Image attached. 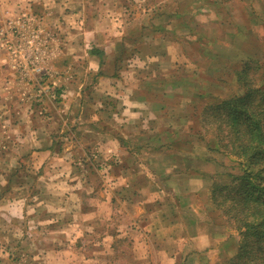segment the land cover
<instances>
[{"label": "rangeland", "instance_id": "1", "mask_svg": "<svg viewBox=\"0 0 264 264\" xmlns=\"http://www.w3.org/2000/svg\"><path fill=\"white\" fill-rule=\"evenodd\" d=\"M85 2L89 17H122L124 37L90 41V33L71 27L81 0H0V264H216L224 258L216 254L222 239L236 237L206 191L212 180L238 173L237 162L204 146L188 156L166 148L184 138L187 127L178 123L193 111L191 92L166 87L160 121L141 97L163 98L159 80L175 68L194 73L199 92L238 90L232 68L209 82L212 45L201 54L196 35L183 26L186 18L215 20L216 6L225 23L235 24L225 31L237 39L231 61L255 60L249 74L258 83L264 0H228L227 10L218 4L196 9L202 0ZM186 4L182 16H173ZM223 28L210 22L204 33L220 37ZM143 36L176 44L151 45ZM99 46L110 53L102 64L94 57L97 69L89 70L86 52ZM162 50L158 60L144 55ZM160 129L178 136L157 140Z\"/></svg>", "mask_w": 264, "mask_h": 264}, {"label": "trees", "instance_id": "2", "mask_svg": "<svg viewBox=\"0 0 264 264\" xmlns=\"http://www.w3.org/2000/svg\"><path fill=\"white\" fill-rule=\"evenodd\" d=\"M202 1L196 9H202V4H218L227 10L224 3L228 0H222L219 3H215L214 0ZM132 5L134 6L135 3ZM188 6L190 5L183 6L182 11ZM185 12V10L182 13L175 12L173 16H182ZM219 12L220 8L216 6L213 13L216 15L215 20L200 23L195 22L193 18H186L183 26L188 30L190 37L196 35L195 42L200 52L206 51L207 53L210 51L208 47L212 45L211 51L213 52L210 58H207V62L213 66L207 65L206 69L208 73L211 71L214 75L207 76L210 79L209 82L216 78L221 69L232 68L238 90L236 89L226 96L211 91L199 92L197 90L200 86L199 83L193 81L195 80L194 73L190 74L184 69L175 68L169 75L162 76L157 91L161 93L163 90L161 94H165L166 87L171 86L180 88L183 94L191 92L188 107L193 110L186 119H181L182 121L179 120L178 123L181 125L180 128L187 127L183 128L184 130H178L185 132L184 138L180 140V143L168 144L166 148L173 147L181 151V154L187 153L188 156L194 146H204L206 150L219 152L228 160L237 162L233 166L238 169V173H228L227 178L212 180L206 191L209 203L216 209H220L225 217L226 231L234 232L236 237L233 238L231 234H228L222 239L216 254L219 257L223 253L224 258L216 264H264V74H261L260 77L256 75L259 79L257 83L249 74L252 64L257 63L255 60L249 58L242 60L241 58L237 62L231 61L233 56L229 55V52L235 54L233 47L236 45L237 39L226 38L225 31L235 24L233 22L225 23L227 15H221ZM138 13L139 11L134 12L135 15ZM210 22L224 27L223 30L219 29L220 37H211L204 33L206 31L204 27ZM143 29L145 30V28ZM245 31L249 33L247 29ZM217 39L220 40L219 43H217ZM152 40L157 41V45L166 44L167 41L176 44L175 40L164 37L152 38ZM227 45L230 48L228 47L229 49L226 50ZM90 53L101 57V52L97 49L91 50ZM165 54V50L153 52V55L157 57H165ZM221 59L226 62L225 65ZM174 65L179 66V64ZM206 69L201 70L203 74H208L204 73ZM142 85L145 87L147 84L144 82ZM202 88L207 90L206 85ZM141 98L155 104V107L152 104L151 111L160 121L158 112L167 108L168 96L165 94L158 100L146 98L144 95ZM181 122L183 123L181 124ZM188 125H191L190 129ZM154 130L153 126L148 132ZM170 136L176 137L178 134L176 131L167 133L165 129L163 131L160 129L155 135V139L163 137L167 141H172L168 140ZM183 156L175 155L171 161L174 164ZM189 171V169H185L184 172ZM7 183H10L8 179Z\"/></svg>", "mask_w": 264, "mask_h": 264}, {"label": "crops", "instance_id": "3", "mask_svg": "<svg viewBox=\"0 0 264 264\" xmlns=\"http://www.w3.org/2000/svg\"><path fill=\"white\" fill-rule=\"evenodd\" d=\"M83 6H78L77 8H75L74 10H77L78 14H79V17H77V21L74 22V24H72L71 27H78V30L82 33H84L85 35L87 33H90L89 35H91L90 37V41L91 39H96V37L100 40V41H103V43H106V41L110 42V44H112V42L116 41V40H113L114 38L117 37L118 41L121 39L119 37L123 36L124 37V33H125V30L123 29L122 27V24H125L126 22L123 21L124 19L122 17H120V19L118 17H114V14L110 13L111 17L109 15H107L106 17L103 15V16H100L99 17H93L92 15L89 17L87 14H91V13H87V8L86 5L87 3L85 2V0H81ZM106 6H108V3H106ZM108 9V7H107ZM113 9H115V7L113 6ZM112 9V10H113ZM111 11V10H109ZM123 11L126 12V10L123 8ZM121 11V14L120 16H124V12ZM71 12L69 13V16L67 15L66 16V19L69 20L71 18ZM89 17V18H88ZM121 21V22H120ZM94 35V36H93ZM134 39V38H133ZM140 39H143L145 40V42H149L151 45L155 44V42L152 40V37L151 36H143L141 37ZM138 38V40H140ZM154 39V38H153ZM131 40V39H130ZM122 42H120L119 45H121ZM104 45V44H102ZM99 47H102L100 48V52H101V57L99 56H96L91 52L92 50V47L90 49H88V51L86 52V55L88 57V60L90 63H88V66H87V69H92L93 71H96L97 69V66L96 67H92V64H91V61L93 63L95 58L97 59V62L98 64H102V58H104V56H107L109 55L110 52H107V47H103V46H99ZM109 47V50L112 48V45L111 46H108ZM171 47L170 44L167 43L166 45V53L168 54L170 51L168 50V48ZM144 55L146 56H151V58H157V60L160 58V57H157L153 54H151V52L149 53H144ZM95 57V58H94ZM143 57H141L142 59ZM91 64V66H90ZM0 69L1 70H4L5 67L4 66H0ZM99 73V72H98ZM108 78V77H107ZM111 78V77H109ZM99 87V86H98ZM100 88H101V85H100ZM129 101V100H127ZM137 103H149L150 104V108L152 106L153 103H151L150 100H147L145 102H139V101H135ZM152 112V111H151ZM153 114V112H152ZM5 247H8L10 248V246L4 244ZM8 251H10L8 249ZM2 261H4L2 259Z\"/></svg>", "mask_w": 264, "mask_h": 264}]
</instances>
